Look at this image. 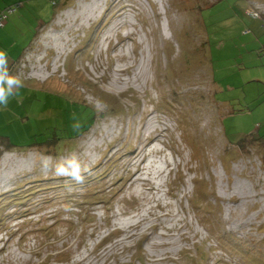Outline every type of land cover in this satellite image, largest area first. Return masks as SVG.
<instances>
[{"label":"rangeland","instance_id":"1","mask_svg":"<svg viewBox=\"0 0 264 264\" xmlns=\"http://www.w3.org/2000/svg\"><path fill=\"white\" fill-rule=\"evenodd\" d=\"M55 2L0 0V264H264V0Z\"/></svg>","mask_w":264,"mask_h":264},{"label":"clouds","instance_id":"2","mask_svg":"<svg viewBox=\"0 0 264 264\" xmlns=\"http://www.w3.org/2000/svg\"><path fill=\"white\" fill-rule=\"evenodd\" d=\"M23 87L24 84L19 75L9 71L8 53L0 49V107L6 108L10 98H19V90ZM75 119L73 116V120ZM80 127L78 121L72 124L74 130H78ZM41 170L50 171L56 177H64L77 184H83L89 173L75 153L60 157L55 163L51 156H45L41 160Z\"/></svg>","mask_w":264,"mask_h":264},{"label":"trees","instance_id":"3","mask_svg":"<svg viewBox=\"0 0 264 264\" xmlns=\"http://www.w3.org/2000/svg\"><path fill=\"white\" fill-rule=\"evenodd\" d=\"M55 4H56V2H55V0H54V6H55ZM264 6V5H263ZM20 59V58H19ZM95 118H96V116H95ZM92 128V126L91 127H88V131L90 130ZM0 142H2L4 145H6L7 146V148L8 149H12L13 148V144H12V142L7 138V137H2L1 136V138H0ZM45 144H49L48 142H44L43 143V145H45ZM50 145V144H49Z\"/></svg>","mask_w":264,"mask_h":264},{"label":"built area","instance_id":"4","mask_svg":"<svg viewBox=\"0 0 264 264\" xmlns=\"http://www.w3.org/2000/svg\"><path fill=\"white\" fill-rule=\"evenodd\" d=\"M254 5V10H249L248 11V13L252 16V17H254V18H260V14H259V12H258V9L260 8V7H262L263 9H264V6H261V5H259V4H253ZM2 21V18H0V22Z\"/></svg>","mask_w":264,"mask_h":264},{"label":"crops","instance_id":"5","mask_svg":"<svg viewBox=\"0 0 264 264\" xmlns=\"http://www.w3.org/2000/svg\"><path fill=\"white\" fill-rule=\"evenodd\" d=\"M14 57V56H13ZM13 57L11 56V58H12V61H9V71H10V73H12L13 71H15L16 70V67H17V64H18V62H19V60L20 59H18V60H15V59H13ZM0 108H3V107H0ZM4 109V108H3ZM10 140V139H9ZM14 144V143H13ZM15 144H14V146H13V148L12 149H15Z\"/></svg>","mask_w":264,"mask_h":264},{"label":"bare ground","instance_id":"6","mask_svg":"<svg viewBox=\"0 0 264 264\" xmlns=\"http://www.w3.org/2000/svg\"><path fill=\"white\" fill-rule=\"evenodd\" d=\"M95 5H96V4H95ZM95 7H96V6H95ZM94 9H95V8H94ZM92 10H93V9H92ZM92 10H91V11H92ZM87 11H88V10H87ZM89 16H91V15L89 14ZM92 16H93V15H92ZM54 38H56V37H54ZM57 38H58V37H57ZM57 38H56V39H57ZM61 38H62V37H61ZM55 41H56V40H55ZM60 41H61V40H60ZM60 41H59V42H60ZM55 44H56V43H55ZM58 44H59V43H58ZM56 46H57V44H56ZM129 68H130V67H128V70H129ZM125 70H126V69H125ZM125 70L122 71V73H123V72L125 73ZM120 73H121V72H120ZM36 76H37V75H36ZM39 76L42 77V75H40V74H39ZM232 200H233V198H232Z\"/></svg>","mask_w":264,"mask_h":264}]
</instances>
